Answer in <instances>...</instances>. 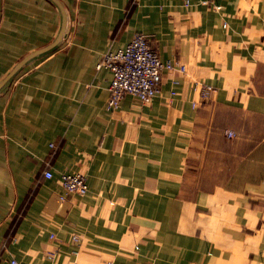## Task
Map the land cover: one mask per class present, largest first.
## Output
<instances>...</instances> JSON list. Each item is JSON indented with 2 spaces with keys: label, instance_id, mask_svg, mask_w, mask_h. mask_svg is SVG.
I'll return each instance as SVG.
<instances>
[{
  "label": "crops",
  "instance_id": "obj_1",
  "mask_svg": "<svg viewBox=\"0 0 264 264\" xmlns=\"http://www.w3.org/2000/svg\"><path fill=\"white\" fill-rule=\"evenodd\" d=\"M58 1L59 43L0 87V264H264V0ZM61 21L0 0V82ZM138 33L185 72L106 110L95 65ZM62 172L87 193L59 200Z\"/></svg>",
  "mask_w": 264,
  "mask_h": 264
},
{
  "label": "built area",
  "instance_id": "obj_2",
  "mask_svg": "<svg viewBox=\"0 0 264 264\" xmlns=\"http://www.w3.org/2000/svg\"><path fill=\"white\" fill-rule=\"evenodd\" d=\"M184 6H189L188 0ZM108 69L112 76L108 86V97L105 104L106 110L117 109L125 95L134 97L141 103L153 99L159 92L161 75L164 71H179L184 73L185 66L172 61H161L157 52L150 46L146 35L135 34L123 47L116 51H107L95 65V69ZM214 88L211 85H203L200 90L202 99L208 98ZM227 137H233L232 131H225ZM54 176L50 168H45L42 177L52 179ZM59 184L63 193L59 200H64L67 195L87 193L86 177L79 172H62L58 174ZM50 238L54 235L50 234ZM74 244L79 242L77 235H72ZM74 255L77 250L72 251ZM55 253H49L47 258L53 259ZM15 264V261H11Z\"/></svg>",
  "mask_w": 264,
  "mask_h": 264
},
{
  "label": "water",
  "instance_id": "obj_3",
  "mask_svg": "<svg viewBox=\"0 0 264 264\" xmlns=\"http://www.w3.org/2000/svg\"><path fill=\"white\" fill-rule=\"evenodd\" d=\"M60 9L61 11V16H62V21H61V26L59 29L58 34L56 35V37L54 38V40L48 44L47 46H44L38 50H36L35 52L28 54L27 56H25L22 60H20V62H18V64L13 68V70L6 76V78H4V80L2 82H0V87L4 84V82L21 66L23 65L28 59H30L31 57L46 52L50 49H52L53 47H55L59 41L61 40V38L63 37L64 33H65V29H66V24H67V16H66V12L63 8V6L60 4V2L58 0H52Z\"/></svg>",
  "mask_w": 264,
  "mask_h": 264
}]
</instances>
